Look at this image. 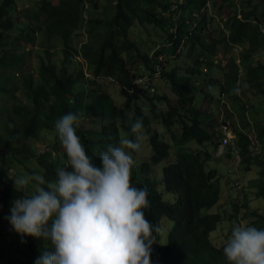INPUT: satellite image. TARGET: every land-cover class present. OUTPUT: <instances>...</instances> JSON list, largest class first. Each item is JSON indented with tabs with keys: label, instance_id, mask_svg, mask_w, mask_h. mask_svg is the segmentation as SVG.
I'll list each match as a JSON object with an SVG mask.
<instances>
[{
	"label": "clouds",
	"instance_id": "9594fccd",
	"mask_svg": "<svg viewBox=\"0 0 264 264\" xmlns=\"http://www.w3.org/2000/svg\"><path fill=\"white\" fill-rule=\"evenodd\" d=\"M42 1L24 0V2L34 3V6L27 4L24 8H19V0H11L10 3L9 16L14 23L15 38L20 37L21 39L14 54L24 57V62L19 67L21 70H15L13 82L18 95L21 92L20 85L24 89L21 96L23 100H25L28 91V87L24 83L25 78L31 76L35 82L41 80L40 69L43 63L52 62L60 67L66 57L63 52L65 47L63 35L60 30L51 31V20L48 18L47 12L40 10ZM48 1L58 6L62 2V0ZM101 1L103 0H83L80 24L74 29L71 26L66 27L72 29L70 44L72 42L74 46V50L70 52L72 64L69 66V73L75 78L80 75L73 88V94L67 97L68 100L74 101V106L62 110L63 114L56 118L52 126L54 130L43 133L40 141L35 142L34 149L38 154H43L49 150L48 141L45 138L51 139L50 151L54 156L62 157V168H57L54 181L47 182L45 170L31 169L35 174L29 178L26 175L30 170L26 167L20 166L17 169L11 167L2 182L21 192V198L15 199L12 207L0 205V222L6 227V230L0 229L1 234L8 232L14 239V234L18 233L21 236L27 235L49 241L51 244H47L46 250L36 259L35 264H264V229L249 226L250 223L257 220L249 215L253 210L252 203H254L253 197H250L251 189H255L256 203L264 201L263 197L257 195L261 184L260 178L252 182L253 186H247L240 179V169L238 168L242 164V158L237 143L236 129L247 134L251 133L246 130V126L250 122L247 117L249 107L247 109L246 106H243V110L238 108L236 105L240 104L239 101L230 100L221 91L225 78L221 75L222 80L220 81L218 75L213 74V70L217 71L215 66L225 67L221 66L218 60L220 58L218 52L222 48H216L215 53L211 56H207L205 52L204 56L196 57L203 62L194 68L195 71L200 72V75L188 76L191 78L192 90L196 91L194 94H188L187 100L192 97V104L197 110L211 116L208 121L211 126L206 129L213 139L204 145H199L194 141L177 146L178 139L173 135L176 130L170 131L163 124L161 118L168 114L169 105H182L183 100L173 92L172 84L164 78L163 74L176 68L179 74L187 76V71L195 66L187 52L190 45H186V49L179 50L180 57H165L161 56L163 54H159L156 61L150 64L154 70L144 64L131 67L133 74L138 68L134 79L135 86L149 97L155 98L158 108L159 114L154 118L152 106L148 102L143 105L144 115L149 118L148 125H143L142 119L134 120L136 105L122 94V86L99 76L96 67L90 65V60L83 55V47L91 42L103 45L105 48L104 41L110 35L109 23L116 15L119 1L110 0L107 1V4L99 6ZM242 1L237 0L241 9L254 8V4H245L241 7ZM160 2L167 6L165 12L162 10L160 12L168 22L175 25L174 30H176L181 17L188 14L181 12L185 0H161ZM90 3L94 4L91 9ZM212 5L213 2L210 3V6ZM108 9L114 10L115 14L111 17V13L107 20L92 16V10H95L97 14H102ZM209 11L211 12V8ZM37 14H41L39 19H36ZM102 25L107 28L108 32L101 31ZM136 25H139L137 21L131 30L130 38L137 42L142 50L149 51L150 62H152L157 52L162 48V44L154 43L158 36L153 29L151 30L153 39H148L147 24L140 25L139 28ZM211 27L207 26L213 33V38H207V45L212 43L210 41L219 42L222 37L219 27H212L215 30ZM90 31H94L98 42L91 38ZM136 31L140 32L139 39H133V34ZM215 31L220 37H214ZM28 34L32 37H27ZM146 34L147 36H145ZM39 35L41 36V50H46L45 56L38 55L40 61L37 78H35L34 71L26 72L24 68H26V61L30 55L31 48L29 47H37ZM57 42L61 44L59 53L56 51ZM50 53L52 57H48ZM184 54L186 55L183 56ZM57 55H60L59 59H56ZM209 57L212 59L213 67L205 63ZM178 60L182 63L180 66L177 64ZM169 61L174 62L168 65ZM157 77L170 86L171 92L178 99L177 102H172L169 97L160 92L159 87L155 86L154 81ZM215 78L218 81L214 82ZM93 80H97L98 84L93 85ZM18 82L21 84H16ZM105 83L119 85L121 95L124 97L122 104H118L114 100L113 88L112 90L105 89ZM94 88L99 89V92L106 93L118 110L126 111L125 114L130 116V126L124 127L118 122V118L115 119V135H117L119 143L113 145L107 143L92 152H86L82 145L84 141L82 138L99 141L104 125L100 117H95L82 110L78 112L75 110L80 103L90 106L89 91ZM81 91L85 92V97L75 104L74 94ZM200 94L204 97L201 98ZM210 95L213 97V102L209 101L211 100ZM157 96L165 99L159 102ZM201 99L213 105L201 109L199 107ZM128 100L131 102V106L129 109H125L124 104ZM261 101H263V97ZM63 102L66 105V102ZM211 107L213 109H210ZM234 111L240 113L242 127L239 122H236L237 117L234 115ZM241 112H244V115ZM86 122L94 127L86 128L84 126ZM157 124H160L170 134V141L165 140L163 132L153 128ZM122 134L125 136L123 139ZM154 136H158L159 140L169 144L168 149L156 148ZM253 140L252 153L262 157L264 144L259 142L260 140H257L256 137ZM144 141H146L147 150L149 151L148 146L151 148L150 156L148 155L147 159H144L140 154L141 144ZM58 142L62 145L60 151L62 155L53 149L54 144ZM193 144L196 146L193 147ZM202 150H207L210 153L208 157L205 155L201 157L202 169L210 175L216 172L217 176L212 180L218 181L221 195L217 202L212 203L211 199L208 203L197 207L191 200L186 166L180 155L182 153L194 155L203 152ZM181 151L182 153H180ZM98 154L99 166L94 163L92 158ZM157 155L158 159L154 160ZM136 159H139V162L134 163ZM212 160L233 162L234 168L230 167L228 173L234 175V179L227 180L226 187L222 188L221 186L223 176L220 172L217 169H208L207 165ZM242 165L247 169V165ZM252 169H256L260 174L254 163L247 171ZM17 171L20 172L21 178L15 179L14 174ZM158 177H161L164 190L176 196L175 203H169L163 199L162 193L158 190ZM30 179L37 182L35 191L31 195L25 187L29 184ZM227 190L237 192L236 197L229 194L225 197L224 194ZM245 201H247V207L243 206ZM237 205L240 206V220L238 221L235 218H230V214L235 213L234 206ZM254 209L264 215L259 207ZM216 212H220L222 221L208 227L206 219L217 214ZM163 218L171 220L174 225L169 232L167 245L159 246V231ZM220 239L225 241L224 247L218 246L217 243Z\"/></svg>",
	"mask_w": 264,
	"mask_h": 264
},
{
	"label": "trees",
	"instance_id": "16d2710c",
	"mask_svg": "<svg viewBox=\"0 0 264 264\" xmlns=\"http://www.w3.org/2000/svg\"><path fill=\"white\" fill-rule=\"evenodd\" d=\"M116 15L109 23L111 27L110 35L105 39V48L103 45L93 44L92 42L83 47V55L90 60V65L96 67V72L102 78L110 79L122 86V94L130 99L134 105L135 119H142L143 125H148L149 118L144 115L143 105L148 102L153 108V117L158 116V108L155 104V98L149 97L145 92L135 86V74L131 72L132 66L144 64L154 70L151 63L156 61L159 54L161 56H179L180 49H186L190 45L188 56L194 61L195 66L190 68L187 76L181 75L178 69L173 68L163 74L164 78L172 84V90L182 100V105H169L168 114L161 119L163 124L172 131L174 138L178 139L177 146L185 143L197 142L204 145L213 139V136L206 128L211 124L208 122L211 116L206 113H200L192 104L193 98L188 99V94L196 91L192 90L191 78L189 75H200L195 71V67L203 64L196 57L211 56L216 48H222L223 53L228 54V63L224 68L215 66L217 71L225 78L222 85L224 93L232 101H242L240 95V86L247 84L249 89L256 91L258 96L264 97V23L258 20L260 5L264 0H259V4L254 5L253 9H241L237 0H185L181 12L188 14L181 17L179 25L174 30L175 25L165 19L161 10H166L167 6L160 2L161 0H118ZM254 0H243L241 7L245 4H253ZM217 7V12H210V3ZM11 0H0V205L12 207L15 199L21 198V192L12 188L11 185L4 184L2 179L6 177L8 171L12 168L26 167L31 169H42L47 176V182L56 179L57 168H62V157L54 156L50 151L52 140L48 141L49 150L43 154H38L35 148V142L40 141L43 133H49L56 118L63 114L66 107H73L74 101L68 100V96L73 94V88L80 75L76 78L69 73V66L72 64V55L74 46L70 38L72 29L76 28L81 21L83 0H62L60 5H53L48 0H43L40 10L48 14L51 20V31L60 30L65 40L64 55L66 57L59 67L57 64L49 62L41 65V80L34 81L30 77L25 78V85L28 87L25 100L17 93L15 88L14 76L15 70H21L19 67L24 62V57H18L14 53L21 42L20 37L15 38V27L9 16ZM230 10L231 14L220 13L223 10ZM259 10V11H258ZM165 12V11H164ZM210 12V14H209ZM219 15V16H218ZM41 14L36 15L39 19ZM241 16V17H240ZM264 20V10L261 13ZM138 22L139 25H146L147 29L152 28L158 38L154 43L162 44V48L157 52L155 58L150 62L149 51L142 50L137 42L130 38L131 30ZM219 27L221 32L220 41H210L207 38H213L210 28ZM150 27V28H149ZM215 30L214 28H212ZM91 38L98 42L94 31H90ZM224 34V36H223ZM27 37H32L30 34ZM148 39H153V32L148 30ZM29 42L28 40H24ZM184 54L183 56H185ZM51 56L48 55V57ZM211 58H207L205 63L213 67ZM218 81L217 78L213 79ZM13 82V83H12ZM93 85L98 84L97 80L92 81ZM133 91V92H131ZM193 91V92H192ZM17 93V94H16ZM85 92L81 91L74 94L75 104L84 99ZM90 106H84L83 103L75 111L82 110L95 117H100L104 128L99 141L84 139L82 145L86 152H92L97 147L107 143L117 144L119 139L116 134L114 120L124 127H128L130 116L126 111H120L113 104L110 97L99 89H90ZM159 102L163 99L156 97ZM209 101L213 102L210 95ZM66 102V105L64 102ZM60 102L58 105H56ZM131 102L128 100L124 104L125 109H129ZM138 106V107H137ZM181 129V131H180ZM237 143L240 148L242 164L247 165V169L256 165L260 171V188L258 197L264 198V161L261 155H254L251 151L254 140L251 133H245L236 129ZM254 136L259 142L264 144V125L256 128ZM154 145L167 150L169 144L159 140L154 136ZM61 143L54 144L53 149L60 153ZM197 154L182 153L180 158L186 166V175L190 184L191 200L197 207L219 200L221 189L218 181H213L216 172L213 175L206 174L200 163L203 155L210 156L207 150H202ZM61 154V153H60ZM62 155V154H61ZM253 155V157H252ZM94 163L99 166V154L92 157ZM158 159V155L154 160ZM241 167V166H240ZM70 170V169H69ZM46 186V185H45ZM215 205V204H214ZM213 205V206H214ZM247 207V201L243 203ZM235 213L230 214V218L240 220V206H234ZM217 213V212H216ZM214 214L206 219V225L212 227L222 221L221 214ZM250 217L257 218L256 221L249 224L257 229H264V215L257 209L249 213ZM14 233V232H11ZM12 239L9 233L1 234L0 231V264H35L36 259L45 251L49 241L40 240L31 236H21L14 234Z\"/></svg>",
	"mask_w": 264,
	"mask_h": 264
},
{
	"label": "rangeland",
	"instance_id": "374dc122",
	"mask_svg": "<svg viewBox=\"0 0 264 264\" xmlns=\"http://www.w3.org/2000/svg\"><path fill=\"white\" fill-rule=\"evenodd\" d=\"M107 1H110V0H103L99 3V6H102V5H105L107 4L108 2ZM29 4L30 6H34V3L33 2H24V0H19V8H24L25 5ZM253 4L256 5V4H259V0H254L253 1ZM94 6V4L90 3V9L91 7ZM217 7H218V3L217 5L214 7L212 6L211 7V11L214 13V12H217ZM264 10V4H261L260 5V11L258 12V20L261 19V23L263 22L264 23V20L261 18V13L262 11ZM112 13V14H111ZM222 13L226 14V15H229L231 14L230 10H223L220 15L222 16ZM110 14H111V17L114 16L115 12L114 10H110L108 9L106 12L102 13V14H97V12L95 10H92V16L95 17V18H100L102 20H107L109 17H110ZM219 16V15H218ZM138 28L140 27V25H136ZM150 28V27H149ZM101 31L103 33L105 32H108L107 31V28L102 25L101 26ZM264 29V28H263ZM149 30H152V28H150ZM139 34L140 32L139 31H136L134 34H133V39H139ZM147 36V34L145 35ZM214 37H220V35L217 34V32L215 31L214 33ZM138 42L141 41V40H137ZM57 45H58V48H57V53H59V49L61 47V44L59 42H57ZM143 47V46H142ZM31 48V50L29 51V57L26 61V68H24V70L27 72H32L34 71V75L36 76L35 78H37V73H38V63L40 61V58L38 55H42V56H45V50H41V36L39 35L38 36V45L37 47H29ZM218 56L220 58H218L219 60V63L221 64V66H226L227 63H228V54H225L223 53V50L222 49H219V52H218ZM60 58V55H57L56 59H59ZM174 61H169L168 62V65H170L171 63L173 64ZM177 64L180 66L182 63L180 60H178ZM213 74L214 75H218V79L221 81L222 80V76H221V72L219 73L218 71L216 70H213ZM16 84H21L20 82L16 83ZM154 84L156 87H159V90L162 94L166 95L167 97H169V99H171L172 102H177L178 99L177 97L171 92V89H170V86L168 84H166L163 80H159V77H157L154 81ZM113 83H105L104 87L105 89L107 90H112L113 88V93H112V96L114 98V100L118 103V104H122L124 102V97L121 95V92H120V87L119 85L115 84L114 87H113ZM21 87V92H20V97L22 96V92H24V89L22 88V86L20 85ZM158 90V91H159ZM201 98L204 97V95H199ZM239 97H241V100L242 101H239V105H236L238 108L240 107L242 110H243V106H246L249 107V113L247 115L248 119L250 120V122H248L247 124V131H250L251 132V136L253 138L254 137V134H255V131H256V128L258 126H260L261 124L264 125V97H263V101H261L262 99V96H258L256 91L253 90V89H249L248 85L247 84H243L240 86V95ZM212 106L210 104V102L204 100V99H201L200 102H199V107L201 109H206V108H209L210 106ZM234 105V104H233ZM210 109H213L212 107ZM248 109V108H247ZM243 115H244V112H241ZM234 115L237 117V121L236 122H239V125L242 127V123L240 121V118H239V115L240 113L238 111H234ZM84 126L86 128H93L94 126L90 123H84ZM153 128H155L156 130H158L159 132H163L164 133V138L166 141H170V134L166 131L165 128H163L160 124H157V125H154ZM125 138L124 134H122V139ZM146 141H144L141 146H142V149L140 150V154L143 156L144 159H147L149 158L148 155L150 156V153H151V148L150 146H148L149 148V151L147 150L146 148ZM193 147H195L196 145L193 144L192 145ZM146 150V152H145ZM261 160L264 161V149H263V156L261 157ZM234 161V160H232ZM139 162V159H136L134 163H137ZM208 169H217L220 174L223 176L222 180H221V186L222 188L223 187H226L227 186V180L231 181L234 179V175H230L228 172H229V168L232 167L234 168V164L233 162H230V161H225V160H222L220 162H216L215 160H212L208 163L207 165ZM255 168V166H253ZM252 167V168H253ZM240 170V179L243 180L245 182V184L247 186H253L252 182L256 181L258 178H260V174L257 173V170L256 169H252V170H249L247 171L246 167L243 166L241 164V167H238ZM243 170V171H242ZM33 174H35V172L33 170H30L28 172V174L26 175V177H31ZM14 178L15 179H18V178H21V174L19 171H17L15 174H14ZM158 179V190L162 193L163 195V199L169 203H175L176 202V196L172 193H168L164 190V185L162 183V180H161V177L157 178ZM36 181L34 180H29V184L26 187V189L28 190L29 192V195H31L34 191H35V186H36ZM227 194L229 195H233L234 198L236 197L237 195V192L233 191V192H229L228 190L225 192V197L227 196ZM250 194H251V198L253 197V202L252 203V209H254L255 207H259V210L261 212L264 213V201L262 202H257L256 203V198H255V189H251L250 191ZM174 223L167 219V218H163L162 221H161V225H160V241L158 242V245L159 246H166L167 243H168V235H169V232L170 230L172 229ZM3 228L6 230V227L2 224V222H0V229ZM218 246L219 247H224L225 245V241H223L222 239H220L218 241Z\"/></svg>",
	"mask_w": 264,
	"mask_h": 264
}]
</instances>
